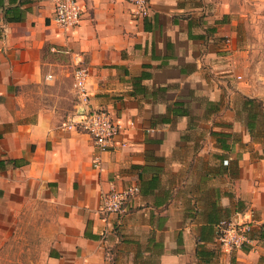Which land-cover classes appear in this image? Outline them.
<instances>
[{
	"label": "crops",
	"instance_id": "obj_1",
	"mask_svg": "<svg viewBox=\"0 0 264 264\" xmlns=\"http://www.w3.org/2000/svg\"><path fill=\"white\" fill-rule=\"evenodd\" d=\"M246 1L264 6L149 0L139 18L127 0H79L76 28L52 0L0 10V264H264V143L238 111ZM79 65L90 107L120 125L101 168L92 138L63 128ZM132 186L104 217L103 195ZM229 220L252 226L250 248L222 251Z\"/></svg>",
	"mask_w": 264,
	"mask_h": 264
},
{
	"label": "built area",
	"instance_id": "obj_2",
	"mask_svg": "<svg viewBox=\"0 0 264 264\" xmlns=\"http://www.w3.org/2000/svg\"><path fill=\"white\" fill-rule=\"evenodd\" d=\"M55 4V23L62 28H76L83 18L84 10L79 0H52ZM133 6L134 15L145 18L150 11L149 0H127ZM88 70L77 66L73 72L74 85L79 98L75 115L70 117L63 128L89 135L98 153L94 158V167L101 168L99 155L111 151L120 131V125L114 120L110 111L104 108H92L89 105ZM139 192L137 186L123 191H111L102 197L101 214L110 217L125 211L126 203ZM252 226L232 220L223 221L219 225V241L225 253H232L250 248L253 239L250 237Z\"/></svg>",
	"mask_w": 264,
	"mask_h": 264
},
{
	"label": "rangeland",
	"instance_id": "obj_3",
	"mask_svg": "<svg viewBox=\"0 0 264 264\" xmlns=\"http://www.w3.org/2000/svg\"><path fill=\"white\" fill-rule=\"evenodd\" d=\"M237 15L242 44L250 51V64L242 71L240 89L249 97L264 102V6H254L251 1H246L238 7ZM63 83L67 86H60L59 90L66 91L72 86V79L64 76Z\"/></svg>",
	"mask_w": 264,
	"mask_h": 264
},
{
	"label": "trees",
	"instance_id": "obj_4",
	"mask_svg": "<svg viewBox=\"0 0 264 264\" xmlns=\"http://www.w3.org/2000/svg\"><path fill=\"white\" fill-rule=\"evenodd\" d=\"M16 2L17 0H0V10H4L7 3L13 5ZM9 10L11 9H6V14ZM7 20L20 21V18L17 17V13L14 11L13 19ZM1 32L2 30L0 28V35ZM238 108L239 113L244 116L250 134L256 137L258 136L264 143V102L260 99L240 95ZM261 237H264V231H262Z\"/></svg>",
	"mask_w": 264,
	"mask_h": 264
}]
</instances>
